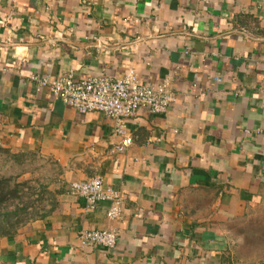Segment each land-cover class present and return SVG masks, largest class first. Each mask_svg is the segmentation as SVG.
Listing matches in <instances>:
<instances>
[{"label":"crops","instance_id":"obj_1","mask_svg":"<svg viewBox=\"0 0 264 264\" xmlns=\"http://www.w3.org/2000/svg\"><path fill=\"white\" fill-rule=\"evenodd\" d=\"M167 84L166 114L116 124L33 80ZM217 79H221L217 82ZM0 150L52 173L47 211L0 238V264H264V0H0ZM94 177L122 196L90 212ZM115 230L114 250L79 233Z\"/></svg>","mask_w":264,"mask_h":264},{"label":"built area","instance_id":"obj_2","mask_svg":"<svg viewBox=\"0 0 264 264\" xmlns=\"http://www.w3.org/2000/svg\"><path fill=\"white\" fill-rule=\"evenodd\" d=\"M33 80L40 88H48L53 98L79 114L98 112L113 120L116 124L115 134L120 138L116 147L118 152H123L133 143L125 127L126 121L136 117L140 110H147L152 115L166 114L174 102L173 93L167 84H144L140 82L135 70L128 71L123 79L107 76L77 79L69 74L53 79L34 77ZM220 81L217 79V82ZM70 195L83 199L90 212L96 210L99 204L108 203L107 218L110 221L122 216V196L116 190L105 189L100 177L72 183ZM79 241L83 247L112 251L117 246L118 233L115 230L82 231L79 233Z\"/></svg>","mask_w":264,"mask_h":264},{"label":"rangeland","instance_id":"obj_3","mask_svg":"<svg viewBox=\"0 0 264 264\" xmlns=\"http://www.w3.org/2000/svg\"><path fill=\"white\" fill-rule=\"evenodd\" d=\"M52 171L37 156L0 151V177L10 179V190L16 197L0 209V214H16L26 222L39 219L49 205L46 193ZM2 217L0 216V219Z\"/></svg>","mask_w":264,"mask_h":264},{"label":"trees","instance_id":"obj_4","mask_svg":"<svg viewBox=\"0 0 264 264\" xmlns=\"http://www.w3.org/2000/svg\"><path fill=\"white\" fill-rule=\"evenodd\" d=\"M10 187V179L0 177V209L9 204L16 197V193L14 190H10ZM0 216L2 217L0 219V238L14 236L21 226L26 223V220L22 218L13 222L14 219L17 218L16 214H0Z\"/></svg>","mask_w":264,"mask_h":264}]
</instances>
